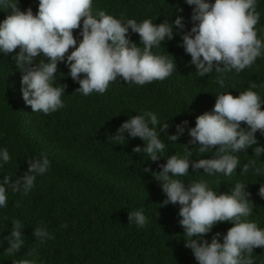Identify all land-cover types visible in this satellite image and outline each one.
<instances>
[{"label":"trees","instance_id":"trees-1","mask_svg":"<svg viewBox=\"0 0 264 264\" xmlns=\"http://www.w3.org/2000/svg\"><path fill=\"white\" fill-rule=\"evenodd\" d=\"M18 6L21 10L31 7L35 14L38 0H19ZM92 8L94 13L103 10L138 23L144 19L157 24L171 22L181 15L185 31L192 26V6L184 0H93ZM10 11L0 10V22ZM257 11L258 38L264 39V0H257ZM131 39L139 44L138 34L131 33ZM181 44V36L176 35L153 49L175 59L177 69L166 79L144 86L117 80L110 82L102 95L94 92L83 96L76 91L79 84L61 62L55 75L57 84L67 85L62 97L65 107L49 115L33 113L22 98L21 73L12 61L18 49L7 56L0 53V148H7L11 156L0 168V180L6 175H23L28 167L26 159L46 154L51 162L27 195L8 190V204L0 208V264H13L21 258H35L36 264H197L192 251L184 246L179 205H162L166 196L160 182L143 170L150 167L159 172V165L171 155H185L187 146L191 160L212 158L215 151L200 153L198 145L189 144L187 129L175 142L162 133L165 151L159 161L152 162L146 154L132 151L135 146L144 147L140 138L117 142L111 136L131 116L146 111L155 113L160 124L169 125L168 135L175 134L176 125L185 120L188 127H194L196 117L214 107L215 95L229 90L236 97L250 82L264 83V55L240 73L233 70L200 77ZM217 76L225 78V88L216 83ZM255 91L264 99V89ZM261 107L264 110V105ZM256 136L259 145H264V135L257 132ZM253 148L237 154L240 166L255 159L264 168V155L255 157ZM202 171L194 172L190 167L188 175L179 179L185 183L207 180L220 193L237 182L248 184L246 190L254 204L249 219L264 228V199L258 194L264 175L257 176L251 169L240 175L239 166L231 176H208ZM140 208L148 219L143 228L129 223V213ZM16 220L24 225V245L17 254L9 255L4 237L10 235ZM231 226L218 223L204 238L210 242L213 235L221 233L223 242L222 235ZM36 227H46L52 238L40 244L33 236ZM33 249L34 257L28 255ZM252 257L255 264H264V248H255Z\"/></svg>","mask_w":264,"mask_h":264},{"label":"clouds","instance_id":"clouds-1","mask_svg":"<svg viewBox=\"0 0 264 264\" xmlns=\"http://www.w3.org/2000/svg\"><path fill=\"white\" fill-rule=\"evenodd\" d=\"M192 6L191 28L185 31L184 17L177 15L171 22L157 24L151 19L137 22L134 19L116 18L105 11L93 12V0H38V11L21 10L19 0H0V10L10 14L0 22V53L12 56L16 69L21 73L22 98L33 113L49 115L65 107L66 84L56 83L58 64L65 63L71 79L79 84L81 95L104 94L110 82L123 80L129 85L144 86L162 81L177 69L172 55L153 52L165 40L181 36L184 52L190 55V64L197 74L240 73L255 64L264 55V39L258 38L256 25L260 21L257 0H184ZM182 11V9H180ZM79 29L78 34L74 31ZM139 35V44L131 33ZM69 49H72L69 53ZM40 57L39 62L36 58ZM63 77V74H61ZM216 83L225 88V78L217 76ZM264 89V83L250 82L246 91L234 97L229 90L215 95L211 111L198 115L195 126L188 121L176 125L175 134L168 135L167 123L160 124L155 113L146 111L131 116L112 135L114 141L140 138L144 147L132 151L144 153L152 162L162 158L166 144L161 134L175 142L184 134L190 136L189 144L199 146L200 153L215 151L212 158L191 160L188 146L185 155H171L166 163L153 172L160 182L166 199L162 205H179V221L183 228L184 246L192 251L197 264H255L252 253L264 248V228L250 220L253 213L248 184L237 182L227 192L220 193L201 179L185 183L179 177L192 171L208 176L222 173L231 176L240 167V175L253 170L264 175L255 159L240 166L237 155L253 148L254 156L264 155V145H259L256 133L264 135V99L255 89ZM243 122L244 126H242ZM159 126V127H158ZM11 159L7 148H0V168ZM27 170L15 178L4 176L0 180V208L8 204V190L27 195L35 186L37 176L44 175L51 167L46 154L26 159ZM259 196L264 199V185ZM228 222L232 226L226 234L216 233L211 241L205 239L214 226ZM129 223L143 228L148 219L144 209L129 213ZM33 236L44 244L52 236L46 227L33 229ZM24 225L12 221L10 235L4 237L9 255L17 254L24 245ZM36 249L29 252L35 255ZM13 264H36L35 258H21Z\"/></svg>","mask_w":264,"mask_h":264}]
</instances>
